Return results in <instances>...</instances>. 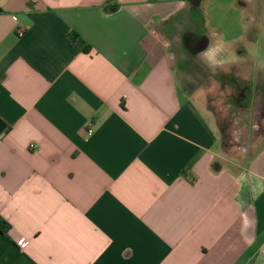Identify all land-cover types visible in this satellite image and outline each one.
I'll list each match as a JSON object with an SVG mask.
<instances>
[{"label": "crops", "instance_id": "1", "mask_svg": "<svg viewBox=\"0 0 264 264\" xmlns=\"http://www.w3.org/2000/svg\"><path fill=\"white\" fill-rule=\"evenodd\" d=\"M258 32L264 0H0V264H264V134L177 70L226 79Z\"/></svg>", "mask_w": 264, "mask_h": 264}, {"label": "rangeland", "instance_id": "2", "mask_svg": "<svg viewBox=\"0 0 264 264\" xmlns=\"http://www.w3.org/2000/svg\"><path fill=\"white\" fill-rule=\"evenodd\" d=\"M196 18L201 19L202 17L196 16ZM198 23L193 27H196L197 35H202L203 30L198 28ZM258 33L264 34L263 32ZM263 42L262 40L255 48L248 47V50L254 49L259 55L262 53L259 56L262 63H245V68L242 65L241 68L237 65L228 66L227 71L230 77L226 79L220 74L215 77L216 64L211 65L204 62L200 54L195 57L189 54H178L177 70L180 74L191 76V78H185L183 83L179 79L182 94L185 95V91L188 88L191 89L195 93L196 107L202 110H204L203 99L209 98V108L223 125L222 130L228 136L235 135L238 140L241 138L243 144L251 142L255 135L264 134V117L261 118L264 114V92H261L264 87V71L261 69V67L264 68ZM240 74L244 77L241 78ZM241 88L245 91V97L239 104L235 97ZM231 139H229L231 142L236 140Z\"/></svg>", "mask_w": 264, "mask_h": 264}, {"label": "clouds", "instance_id": "3", "mask_svg": "<svg viewBox=\"0 0 264 264\" xmlns=\"http://www.w3.org/2000/svg\"><path fill=\"white\" fill-rule=\"evenodd\" d=\"M216 48H209L205 52L201 53V57L204 58L211 65H215L218 61L215 59L216 57Z\"/></svg>", "mask_w": 264, "mask_h": 264}, {"label": "built area", "instance_id": "4", "mask_svg": "<svg viewBox=\"0 0 264 264\" xmlns=\"http://www.w3.org/2000/svg\"><path fill=\"white\" fill-rule=\"evenodd\" d=\"M24 33H25V29L21 28V29L17 30L18 37H22L24 35ZM86 133H87L88 136H91L92 133H93V130L92 129H88ZM30 147L34 148L35 146H30ZM18 244H19L20 248H25L27 246V244H28V241L27 240H21V241H19Z\"/></svg>", "mask_w": 264, "mask_h": 264}, {"label": "trees", "instance_id": "5", "mask_svg": "<svg viewBox=\"0 0 264 264\" xmlns=\"http://www.w3.org/2000/svg\"><path fill=\"white\" fill-rule=\"evenodd\" d=\"M9 229L10 225L2 217H0V233L7 235Z\"/></svg>", "mask_w": 264, "mask_h": 264}, {"label": "flooded vegetation", "instance_id": "6", "mask_svg": "<svg viewBox=\"0 0 264 264\" xmlns=\"http://www.w3.org/2000/svg\"><path fill=\"white\" fill-rule=\"evenodd\" d=\"M236 95H237V97H235L236 102L241 104V101L245 97V91L243 90V88L239 89V91L236 93Z\"/></svg>", "mask_w": 264, "mask_h": 264}]
</instances>
